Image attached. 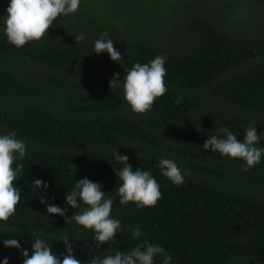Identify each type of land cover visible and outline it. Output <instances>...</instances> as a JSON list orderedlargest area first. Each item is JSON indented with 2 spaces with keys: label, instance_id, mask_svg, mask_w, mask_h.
Returning <instances> with one entry per match:
<instances>
[{
  "label": "trees",
  "instance_id": "trees-1",
  "mask_svg": "<svg viewBox=\"0 0 264 264\" xmlns=\"http://www.w3.org/2000/svg\"><path fill=\"white\" fill-rule=\"evenodd\" d=\"M10 0H0V136L24 141L23 171L15 186L20 202L0 222V264H23V250L39 237L58 257L69 238L80 264L126 252L141 243L162 247L170 264H264V156L248 171L245 162L205 151L210 135L230 128L239 142L255 122L264 148V0H80L61 16L48 37L22 48L4 32ZM107 33L122 59L93 52ZM81 34L85 39L76 41ZM166 56V94L136 114L121 85L135 63ZM133 171H149L160 185L153 207L121 205L115 153ZM161 159L176 162L184 182L161 175ZM99 183L121 222L115 240L97 248L93 233L47 213V204L79 214L65 195L81 179ZM36 179L48 187L37 188ZM142 235L134 239L133 231ZM18 239L21 249L6 248ZM163 257H154L162 264Z\"/></svg>",
  "mask_w": 264,
  "mask_h": 264
},
{
  "label": "clouds",
  "instance_id": "clouds-1",
  "mask_svg": "<svg viewBox=\"0 0 264 264\" xmlns=\"http://www.w3.org/2000/svg\"><path fill=\"white\" fill-rule=\"evenodd\" d=\"M80 7V0H10L6 9L4 20V32L8 42L16 48H22L29 42H40L48 37V30L61 16L75 14ZM107 33L95 41L93 52L97 55L107 53L113 62L122 59L120 52L114 48L113 41L106 39ZM81 34L75 40H83ZM166 56L158 55L150 63H135L121 80L119 74H115L109 81L111 89L123 88L124 99L136 114H144L150 111L158 98L167 92L165 84L166 69L164 67ZM255 122L244 129L245 138L239 142L237 135L228 127H221L222 135H210L203 145L205 151L218 152L221 156L231 159H240L245 162L244 170L248 171L259 164L264 156V148H257L260 137L257 135ZM26 154L24 141L16 138V133L11 132L0 136V222H7L15 214L16 206L21 196L20 190L15 186L17 174L23 171V165L17 160H23ZM117 162L124 167L119 171V179L122 181L118 187L119 202L121 205L135 204L138 208L153 207L161 198L160 185L149 171L141 169L133 171L128 164L127 155H114ZM161 175L166 177L176 186L184 182L187 173L182 174L176 162L171 159H161L158 165ZM33 185L44 191L47 185L40 179H36ZM101 185L87 178L75 183L71 192L65 195L66 204L72 209L80 207L81 202L85 208L74 214L71 219L66 217L67 209L47 204L44 199L41 203L46 205L47 213L51 216H60L66 219V223L73 221L85 230L93 233L95 246L108 244L115 240L116 233L121 227V222L111 216L113 206L112 199H106L101 191ZM139 228L133 231V238L141 237ZM65 236L62 243L65 246L66 255L58 257L53 254L51 246L45 240L37 237L31 244V256L27 250L22 251L23 264H80L73 255L74 245L68 243ZM6 248L21 249L18 239L4 241ZM154 257H163L162 264H170L172 257L164 248L149 243H141L126 252L117 251L114 255H104L90 259L89 264H154ZM3 264H8V258H4Z\"/></svg>",
  "mask_w": 264,
  "mask_h": 264
}]
</instances>
